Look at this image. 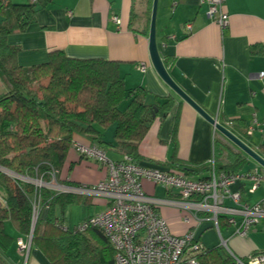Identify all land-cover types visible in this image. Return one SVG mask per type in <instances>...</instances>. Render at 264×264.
<instances>
[{
  "label": "crops",
  "instance_id": "0c3cea01",
  "mask_svg": "<svg viewBox=\"0 0 264 264\" xmlns=\"http://www.w3.org/2000/svg\"><path fill=\"white\" fill-rule=\"evenodd\" d=\"M11 1L16 4L30 2ZM152 1L53 0L37 7L36 21L25 32L10 35L8 43L20 48L17 62L22 67L47 62L49 53L55 50L63 51L70 58L117 62L126 89H143L148 104L160 105L170 100L165 115L151 124L139 143V166L160 171L173 170L179 163L190 169L210 166V171L189 176L204 179L215 166L218 169L229 164V155L219 147L224 144L246 159L242 169L235 173L239 178L230 190L239 191L244 203L260 201L264 198L263 184L250 192L252 181L244 175L253 169L264 174V168L176 95L152 66L148 39ZM223 8L229 18L227 25L221 28L208 17V6L201 0H158L157 48L173 81L218 123L225 126L226 122H233L232 132L264 157V80L259 77L264 71V54L257 49L252 52L255 46L264 47V0H225ZM113 16L118 17L120 24L113 21ZM141 63L146 65L144 71L138 67ZM127 104L124 100L120 109L125 110ZM252 125L254 129L248 134ZM110 127L111 135L103 130L101 136L107 142H114V126ZM75 141L90 144L82 136H76ZM101 149L114 161L124 156L112 149ZM106 175L103 165L81 159L72 149L59 174L58 184L93 186ZM143 186L148 194L175 199L160 185L145 180ZM76 195L83 198L68 205L62 217L56 213L57 221L69 231L105 206L101 198ZM3 205L0 195V207ZM159 212L175 235L188 230L182 223L179 209L165 206ZM199 216L201 221L193 231L205 248L223 246L224 241L237 258L264 253V219L241 237L233 234L234 228L226 219V227L217 230L209 214L200 213ZM3 230L10 240L0 248L1 263L23 264L17 241L26 240L27 235L21 234L8 220ZM89 236L92 241L96 240L93 235ZM26 264L50 262L43 250L32 243Z\"/></svg>",
  "mask_w": 264,
  "mask_h": 264
},
{
  "label": "trees",
  "instance_id": "16d2710c",
  "mask_svg": "<svg viewBox=\"0 0 264 264\" xmlns=\"http://www.w3.org/2000/svg\"><path fill=\"white\" fill-rule=\"evenodd\" d=\"M52 1L16 4L0 0V76L9 85L0 94V167L30 179L40 177L43 182H50L54 173L59 183V174L73 143L77 142L76 136L87 138L89 145L127 155L138 165L139 143L151 124L165 115L170 100L160 105L148 104L143 89H126L115 61L70 58L63 51L55 50L43 64L31 67L18 64L20 48L8 43L9 36L25 32L36 21L37 7ZM262 48L255 46L252 52L257 49L264 54ZM124 100L128 104L121 110L119 106ZM110 126H114V142H107L101 136ZM219 147L227 152L230 160L225 167L215 166L214 171L235 174L241 170L245 157L224 144ZM174 169L191 176L211 168L190 169L179 163ZM0 195L4 200L0 207V248L10 240L3 230L5 221H10L21 234L30 233L32 202L38 196L41 209L33 228L32 243L43 250L50 264H115L114 250L99 229L69 231L57 221L56 213L62 217L65 208L78 203L82 196L55 193L45 187L37 189L2 171ZM218 226L226 227L225 217H218ZM89 235L96 240L92 241ZM234 256L218 245L205 248L198 256V263L238 264ZM239 259L247 263V257Z\"/></svg>",
  "mask_w": 264,
  "mask_h": 264
},
{
  "label": "built area",
  "instance_id": "2783aa9c",
  "mask_svg": "<svg viewBox=\"0 0 264 264\" xmlns=\"http://www.w3.org/2000/svg\"><path fill=\"white\" fill-rule=\"evenodd\" d=\"M224 1L201 0L208 6V17L221 28L227 25L229 18L223 8ZM112 19L116 24H120L117 16H113ZM186 27L189 28V25ZM138 67L144 71L146 65L141 63ZM259 77L264 80V71L259 73ZM232 126L233 122L229 121L224 127L232 132ZM253 129V125L250 126L248 134ZM72 149L81 159L93 160L103 165L107 171L106 178L93 186L73 187L58 184L53 180L54 173L50 182H43L40 177L35 179L22 177L36 181L37 184L34 186L37 189L57 188L59 192L103 199L104 209L84 219L76 229L78 231L99 229L114 250L115 264H199L198 256L205 251V247L195 238L193 228L201 221L200 213L209 214L217 230L218 217H225L227 223L234 228L233 234L241 237L264 219V198L254 204H247L242 202L239 191L230 190V186L239 178L237 174L216 173L212 169L207 178L192 179L178 169L160 171L141 167L133 163L127 155L118 161L111 160L96 145L74 142ZM1 170L3 169L0 168ZM2 172L11 176L8 174L10 171ZM244 176L252 181L250 192H253L260 183L264 187V174L259 173L257 169L249 171ZM145 180L153 185H160L168 194H173L175 199L146 193L143 186ZM23 181L29 182L25 179ZM165 206L180 210L182 223L188 227L182 235H175L160 214V208ZM32 207L30 233L26 240L17 241V250L23 264L28 261L33 228L41 209L40 197L33 198ZM223 246L226 247L224 241ZM234 257L238 264H264V253L249 255L247 263Z\"/></svg>",
  "mask_w": 264,
  "mask_h": 264
},
{
  "label": "water",
  "instance_id": "95a60500",
  "mask_svg": "<svg viewBox=\"0 0 264 264\" xmlns=\"http://www.w3.org/2000/svg\"><path fill=\"white\" fill-rule=\"evenodd\" d=\"M158 0L152 1L151 17H150V27H149V56L155 71L159 77L186 103H188L198 114H200L206 121L214 126V128L219 131L225 138L232 142L238 149L252 158L260 166L264 168V157L255 152L249 145L244 143L240 138H238L234 133L225 128L223 125L218 123L214 118H212L206 111H204L190 96H188L170 77L165 65L160 57L157 42H156V14H157ZM1 168V167H0ZM4 171L6 169L2 168ZM9 171V170H7ZM11 172V171H10ZM13 173V172H11ZM14 174V173H13ZM0 264L1 261H0Z\"/></svg>",
  "mask_w": 264,
  "mask_h": 264
},
{
  "label": "rangeland",
  "instance_id": "374dc122",
  "mask_svg": "<svg viewBox=\"0 0 264 264\" xmlns=\"http://www.w3.org/2000/svg\"><path fill=\"white\" fill-rule=\"evenodd\" d=\"M9 89V85H8V82H7V80L4 78V77H1L0 76V94H2V93H5L7 90ZM107 130V134H109V136L111 135V133H112V131H111V127L110 128H108V129H106ZM8 174H10L13 178H17V180H19V181H21V182H25V181H23V179H25L26 181H29L30 183H32L33 185H36L37 184V182L36 181H34V180H30V179H26V178H24V177H22V176H20V175H16V174H13V173H8ZM52 180V179H51ZM53 180H55V178L53 179ZM56 181V180H55ZM55 181H52L53 183H56ZM43 185V184H42ZM53 192H55V193H59V189H54V190H52ZM40 206H41V201H40ZM226 248V247H225Z\"/></svg>",
  "mask_w": 264,
  "mask_h": 264
}]
</instances>
